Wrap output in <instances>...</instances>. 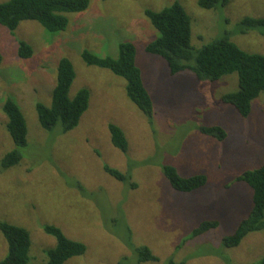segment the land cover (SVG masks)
I'll use <instances>...</instances> for the list:
<instances>
[{
	"label": "rangeland",
	"instance_id": "obj_1",
	"mask_svg": "<svg viewBox=\"0 0 264 264\" xmlns=\"http://www.w3.org/2000/svg\"><path fill=\"white\" fill-rule=\"evenodd\" d=\"M89 1L86 11L66 15L69 25L62 32L35 21L22 22L14 33L0 26V222L30 232V264L46 263V251L56 246L43 230L47 225L87 247L66 264H136L137 255L124 242L150 248L158 261L146 264H260L264 231L236 248L222 242L253 208V192L238 178L264 165V93L243 118L221 101L239 90L237 74L214 83L190 72L171 77L166 61L146 52L159 33L145 11L179 3L191 19L196 50L228 36L246 53L264 56V30L242 33L240 26L246 17L264 18V0H230L213 10L200 8L199 0ZM21 42L33 49L27 60L19 57ZM122 43L136 47L137 66L155 104L152 120L130 102L124 79L82 60L84 51L118 58ZM64 57L76 72L70 96L82 89L90 93L89 109L67 134L59 126L43 129L36 111L37 103L51 105ZM7 98L14 99L28 125L23 160L11 169L3 168L5 156L16 149L3 112ZM110 124L124 131L127 155L112 145ZM213 126L223 128L227 138L219 141L200 131ZM105 165L123 173L132 168L131 182L115 180ZM166 165L184 178L205 175L207 185L177 192L164 175ZM205 221L219 227L192 238ZM7 254L0 232V261Z\"/></svg>",
	"mask_w": 264,
	"mask_h": 264
},
{
	"label": "trees",
	"instance_id": "obj_2",
	"mask_svg": "<svg viewBox=\"0 0 264 264\" xmlns=\"http://www.w3.org/2000/svg\"><path fill=\"white\" fill-rule=\"evenodd\" d=\"M107 1V0H103ZM230 0H199L198 5L205 10H213L219 5H227ZM89 0H9L0 3V26L14 33L24 21H35L46 30L58 33L65 31L69 25L67 14L86 11ZM145 16L150 21L159 37L146 47L150 55L165 60L171 77L182 72H190L200 81L218 82L226 76L237 74L239 90L222 96L221 101L232 105L243 118L252 113L253 103L264 93V56L249 54L243 51L228 36L218 38L200 50L192 46L191 19L184 7L175 3L161 11L146 10ZM241 32L264 30V18L246 17L240 23ZM19 57L27 60L33 56V49L26 43L19 44ZM82 60L85 64L111 71L127 82L126 95L140 112L149 120L154 118V100L143 81L142 71L137 66V50L132 43L119 45L118 58L99 57L90 51H84ZM2 57L0 55V66ZM76 79L74 65L69 58H62L57 67L56 84L52 92L51 105L36 104L40 124L46 131H53L57 126L67 134L77 128L81 118L89 109L90 93L82 89L75 97L70 96L71 88ZM7 117V130L16 146L3 160V168L11 169L23 160L21 150L28 146V125L21 108L14 99L7 98L3 105ZM112 145L121 153L129 150V142L121 127L108 126ZM200 131L209 137L223 141L227 138L226 131L218 126L200 127ZM105 172L123 184L131 182L132 168L123 173L108 165ZM163 172L174 190L180 193H192L207 185L205 175L190 178L182 177L173 166H164ZM247 184L253 192V208L247 218L242 220L235 232L223 239V247L232 249L240 246L250 234L264 231V165L248 171L238 178ZM135 184H132L134 187ZM136 187V186H135ZM219 227L218 222H203L192 238ZM47 235L55 238V248L46 251L47 262L44 264H66L73 258L83 256L85 244L69 239L64 232L55 226H43ZM0 232L8 246V254L0 264H30L32 238L28 230L9 223L0 222ZM121 239V235L116 233ZM123 240V239H122ZM124 242V241H123ZM125 245L137 255L136 264L157 262V257L147 246L139 248L131 243ZM45 254V252H44ZM118 264H126L125 260ZM169 264H186V261ZM264 264V259L260 261Z\"/></svg>",
	"mask_w": 264,
	"mask_h": 264
},
{
	"label": "bare ground",
	"instance_id": "obj_3",
	"mask_svg": "<svg viewBox=\"0 0 264 264\" xmlns=\"http://www.w3.org/2000/svg\"><path fill=\"white\" fill-rule=\"evenodd\" d=\"M160 164V163H159Z\"/></svg>",
	"mask_w": 264,
	"mask_h": 264
}]
</instances>
